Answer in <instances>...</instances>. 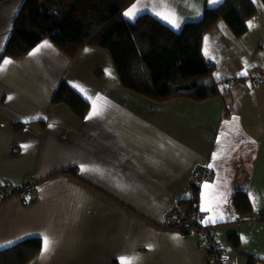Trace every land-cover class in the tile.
<instances>
[{
  "label": "crops",
  "instance_id": "0c3cea01",
  "mask_svg": "<svg viewBox=\"0 0 264 264\" xmlns=\"http://www.w3.org/2000/svg\"><path fill=\"white\" fill-rule=\"evenodd\" d=\"M23 1L0 0V62L13 61L0 71V181L13 187L34 182L35 196L0 200V249L36 237L41 247L28 264H120L122 256L138 258L133 264H208L198 238L165 221L166 214L185 211L183 200L205 164L210 178L199 187L198 206L207 209L202 214L225 264H264V170L255 164L261 132L250 137L243 128L252 124L254 105L246 110L224 95L157 102L125 89L105 50L83 47L71 58L49 38L22 56H2ZM148 3L139 4L140 14L171 27L152 8L171 10L182 20L175 31L218 4ZM45 41L49 46L40 47ZM62 81L92 98L84 118L52 103ZM93 102L99 114L86 119ZM237 190L258 198L251 212L236 210ZM44 237L51 246L42 255Z\"/></svg>",
  "mask_w": 264,
  "mask_h": 264
},
{
  "label": "trees",
  "instance_id": "16d2710c",
  "mask_svg": "<svg viewBox=\"0 0 264 264\" xmlns=\"http://www.w3.org/2000/svg\"><path fill=\"white\" fill-rule=\"evenodd\" d=\"M260 1L264 5V0ZM132 2L24 0L2 56H22L49 38L71 58L83 47L107 51L121 85L148 99L202 102L222 96L220 81L214 78L217 64L203 52L205 35L221 21L231 34H245L250 19L258 12L255 1L221 0L205 8L200 19L184 22L178 31L146 13L127 19L123 13ZM52 103L65 105L80 119L90 107L89 101L66 81L58 85ZM66 173L76 175L71 169ZM199 187L195 177L190 197L183 200L186 209L180 214L186 215L194 204L198 205ZM233 203L241 215L253 209L243 190L234 193ZM40 247L41 240L36 237L16 242L0 249V264H28Z\"/></svg>",
  "mask_w": 264,
  "mask_h": 264
},
{
  "label": "rangeland",
  "instance_id": "374dc122",
  "mask_svg": "<svg viewBox=\"0 0 264 264\" xmlns=\"http://www.w3.org/2000/svg\"><path fill=\"white\" fill-rule=\"evenodd\" d=\"M254 1L258 12L250 19L251 23H249L247 32L241 36H235L221 21V24L215 26L204 38L203 52L217 64L214 78L218 77L220 90L224 93L226 100L233 102L239 99L246 110L251 109L253 105L255 107L250 111L253 117L252 124L251 122L243 123V128L250 137L256 135L255 131L258 128L261 132L257 137L258 155L255 164L256 170L263 175L264 80L259 84L255 82V78L260 75L264 76V5L260 0ZM245 70L246 75H238ZM262 191L261 195L264 196V190ZM247 195L252 204L253 199L254 204L259 201L257 197H253V194L247 193ZM259 197L261 204L264 197Z\"/></svg>",
  "mask_w": 264,
  "mask_h": 264
},
{
  "label": "built area",
  "instance_id": "2783aa9c",
  "mask_svg": "<svg viewBox=\"0 0 264 264\" xmlns=\"http://www.w3.org/2000/svg\"><path fill=\"white\" fill-rule=\"evenodd\" d=\"M264 76L255 78L256 83H261ZM196 184L201 186L210 178V169L205 164L195 172ZM34 182H24L18 186H11L0 181V200L12 195L32 200L35 196ZM188 214L168 213L165 215L167 226L179 230L183 234L196 236L199 244L206 248L208 253V264H225V252L222 245L216 239L213 229L204 220V215L199 206L194 204ZM202 221H204L202 223Z\"/></svg>",
  "mask_w": 264,
  "mask_h": 264
},
{
  "label": "snow or ice",
  "instance_id": "6c2138e0",
  "mask_svg": "<svg viewBox=\"0 0 264 264\" xmlns=\"http://www.w3.org/2000/svg\"><path fill=\"white\" fill-rule=\"evenodd\" d=\"M143 2L144 3V7H149V3L148 0H137L136 4H133L131 7H129L127 10L124 11L123 15L130 19V20H134L141 11H143V9L141 7H139V4ZM168 2V0H158V4L160 6L162 5H166ZM220 0H208V3L210 5H215L217 3H219ZM152 14L157 16L158 18L162 19L163 21H165L166 23H168L171 27L173 28H179L180 27V23L182 22V20L177 17L175 15V13L171 10L168 11H163V10H156V7L152 8ZM196 15H199V12L196 13ZM251 23V22H249ZM49 46L47 41H45L43 43V45H41L40 47H47ZM2 50V49H0ZM40 50V48L38 47L37 49H34L33 52L29 53V55H35L38 51ZM13 61H11L10 58H4L2 62H0V71H4L5 67L12 63ZM110 75V73H108ZM246 70L242 71L241 73H238V75H246ZM76 86V85H74ZM78 87V90L85 95L86 99L91 100L92 98L90 96H87V94L85 93V90L82 87ZM9 99H11V97H9ZM98 110L97 107L95 105V103L93 102V109L92 111L89 113V116L86 117V119L92 118L95 115H98ZM51 127V125H49ZM86 168V166H81L82 171H84ZM205 187H207V185H205ZM202 211H207V209H202ZM222 218V217H221ZM204 221H202L203 223ZM209 222H215V220H213L212 218H209ZM8 243H12L11 241H9ZM50 246H51V241L49 240V238L44 237L43 238V244H42V255L44 253H46L47 251L50 250ZM120 260V264H133V259H138V258H128V257H119L118 258Z\"/></svg>",
  "mask_w": 264,
  "mask_h": 264
},
{
  "label": "clouds",
  "instance_id": "9594fccd",
  "mask_svg": "<svg viewBox=\"0 0 264 264\" xmlns=\"http://www.w3.org/2000/svg\"><path fill=\"white\" fill-rule=\"evenodd\" d=\"M260 84V83H259Z\"/></svg>",
  "mask_w": 264,
  "mask_h": 264
}]
</instances>
